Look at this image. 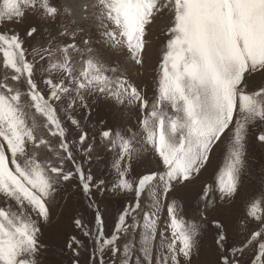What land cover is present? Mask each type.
<instances>
[{"label":"snow or ice","instance_id":"snow-or-ice-1","mask_svg":"<svg viewBox=\"0 0 264 264\" xmlns=\"http://www.w3.org/2000/svg\"><path fill=\"white\" fill-rule=\"evenodd\" d=\"M162 17L149 95L129 69ZM250 145L264 150V0H0V264H193L209 223L204 264H264V187L235 242L209 220L241 196ZM217 150L188 218L175 193ZM68 187L87 206L58 225ZM100 197L125 198L111 222Z\"/></svg>","mask_w":264,"mask_h":264},{"label":"rangeland","instance_id":"rangeland-1","mask_svg":"<svg viewBox=\"0 0 264 264\" xmlns=\"http://www.w3.org/2000/svg\"><path fill=\"white\" fill-rule=\"evenodd\" d=\"M33 23L32 21H26L24 24H9L8 28L15 31H19L23 36L25 34L27 25ZM167 24V19L162 17L152 25L151 35L148 37L149 47L146 57V63L143 68H130L129 75L136 83L140 85H146L149 95L153 94L156 87V76L157 66L160 58L161 50L163 48V30ZM106 112L102 109L99 111V116L104 117ZM134 119V113L132 114ZM146 159L142 161L139 167L150 166L152 161V154L146 153ZM222 162V153L217 150L216 155L213 158L212 165L207 172L203 174L201 179L194 181L193 184L187 187L178 188L175 196L182 203L184 212L188 218H194L198 215L197 209L200 207L197 198V192L205 179L212 177L213 171ZM248 163L249 172L244 178V188L241 192V196L238 197L234 204L227 205L221 202V206L215 209H209V220L213 217H219L222 219L229 228V243H233L238 239L237 232L243 231V226L240 225L239 221L243 215L245 200L252 196L253 193L259 192L264 187V150H261L258 146L250 145L248 151ZM154 166V165H152ZM104 165L101 164V170L104 169ZM67 197L66 199L64 197ZM59 204L55 207L54 211L56 215L53 217L54 222L58 225L67 223L66 217L60 215L65 212L66 209H73L80 213H85L87 206V199L82 194L76 191L72 187H68L66 192H62L61 196L58 197ZM102 201V207H106L109 222L111 218L115 216L125 202L124 197L120 198H105L100 197ZM91 218V210L89 209L86 213ZM215 236V228L211 223L205 225L204 230L201 232L200 237V250L193 257V264H204V261L211 258L213 250V237ZM44 239L46 241L51 240V230H45ZM60 246H63V239L60 240ZM58 259L65 260L67 262L68 257L59 256Z\"/></svg>","mask_w":264,"mask_h":264}]
</instances>
